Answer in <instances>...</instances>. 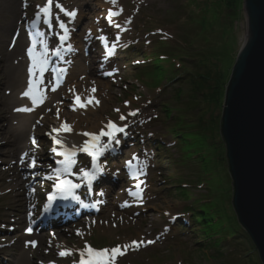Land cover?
I'll return each mask as SVG.
<instances>
[{"label":"rangeland","instance_id":"rangeland-1","mask_svg":"<svg viewBox=\"0 0 264 264\" xmlns=\"http://www.w3.org/2000/svg\"><path fill=\"white\" fill-rule=\"evenodd\" d=\"M13 1L0 0V53L19 27L28 38L37 29L47 31L49 36L53 31L58 35L62 33L59 25L64 23L76 46L80 44L79 38H84L86 47L90 45V53L81 62L87 84L99 90L98 98L102 100L94 113L102 117L104 124L110 119L124 128L116 136L119 143L113 141L107 147L94 184L92 200L99 197L104 200L102 197L106 194L109 196L107 204L102 201L101 212L64 225L62 232L55 231L54 237L49 233L46 244L37 249L42 255L38 264H68L74 257L71 250L76 246L83 251L86 244L91 247L93 244L98 247L130 244L142 231L146 234L142 240L145 245L127 251L126 261L135 264H181V261L186 264H262L258 251L253 255L248 253L254 244L244 235L237 234L226 242L221 256L211 248L200 250L199 239L203 234L199 225L193 221L181 223V216L189 209L192 198L207 196L211 204L204 207L218 209L226 220V228L244 231L236 221L233 179L221 133L224 99L219 106L216 101H209L199 111L189 84L199 67L211 70L213 82L228 80L246 41L248 25L243 3L54 0V5L60 3L67 11H75L76 16H68L53 6L51 18L41 13L37 19L38 6H44L46 0H15V7L21 9L19 16H13L10 11ZM81 12L85 15L80 16ZM82 27H87L86 31ZM85 46L80 52H84ZM172 51L182 62L174 60V63L170 57H154V53L170 55ZM149 57H154L153 62H149ZM3 58L0 54V82ZM184 73L188 77L179 78ZM179 88L183 90L181 94ZM60 92L65 95L60 98L61 103L47 109L42 107L40 115L33 116L37 129L28 138L32 152L23 165L7 151L10 147L6 143L7 124L0 118V264L19 261L14 254L15 244L18 237L25 236L28 227L26 222L19 223L20 210L27 213V207L16 201L15 193L21 189L11 190L18 185L24 187L22 177L12 173L13 165H19L16 169L28 184L30 197L35 191L34 201L40 200L43 186H47L54 168L57 169L55 161L59 156L53 151L57 146L54 129L58 127L60 116L68 117L73 111L71 95L65 94L66 90ZM166 108L171 109L170 115ZM136 110V116L129 115ZM48 111L52 112V117H44ZM121 115L126 119L121 120ZM174 127L181 133L176 137L177 145L169 143L174 140L171 133ZM80 128L88 131L89 126ZM157 141L165 143L164 146L158 147ZM78 160L83 164L89 162L83 154ZM33 161L35 166H32ZM13 174L19 183L11 181ZM179 180L183 185L187 181L194 184L189 190L183 189L191 199L179 195ZM199 183L205 185V189L199 188ZM133 192L140 195L133 196ZM207 230L215 233L213 227ZM57 238L60 244L56 243ZM50 241L57 245L51 246ZM61 252L70 254L61 256ZM211 256L214 258L209 260ZM26 257L31 260L30 253H26Z\"/></svg>","mask_w":264,"mask_h":264},{"label":"water","instance_id":"water-1","mask_svg":"<svg viewBox=\"0 0 264 264\" xmlns=\"http://www.w3.org/2000/svg\"><path fill=\"white\" fill-rule=\"evenodd\" d=\"M246 41L226 87L221 133L233 206L264 264V0H243Z\"/></svg>","mask_w":264,"mask_h":264},{"label":"bare ground","instance_id":"bare-ground-1","mask_svg":"<svg viewBox=\"0 0 264 264\" xmlns=\"http://www.w3.org/2000/svg\"><path fill=\"white\" fill-rule=\"evenodd\" d=\"M15 4L16 3H14V6H10V11L13 16H19L21 14V9H19V6L18 8L15 7ZM81 15L85 14L81 12L80 16ZM246 18L248 25V17ZM12 22H14V17ZM21 29L22 27H19L15 31L14 36L10 38L11 41L9 40V45L6 47L3 53H0L3 54L4 57L2 68L3 78L0 82V96L2 98V102L0 104V118L3 119L4 123L7 124V126H5V135L8 139L6 143L10 144V147L7 151L11 152L12 155H15L17 162H22L23 165L26 162L29 152L32 150V147L28 144V137L32 133L34 122L33 116L39 114L41 109L38 108L36 103L34 104L32 102V99L30 97H26L23 95V93L28 89L30 79L28 69L32 65V61L30 60L28 55L23 52V46L25 44H28L29 42L28 39L25 38L26 35L21 31ZM33 41L34 40L31 41V44H33ZM35 42L36 46L39 48V44L42 42H40L38 38L37 40H35ZM45 43L46 40L42 44ZM37 51L39 52L38 49ZM67 70L69 86H66L65 94H70L74 99V101L71 103L73 111L68 115V117L64 115L59 117L60 119L58 122V127L56 129H62V125L66 122L71 126L72 130L70 132H64L63 130L59 132L55 131L54 138L61 141V144H57V146L55 147V149L59 152H63L66 148L72 149L73 147H75L80 149L89 140V136L80 133V127L82 125L89 126L88 131L94 132V130H98L100 127H103L102 125L104 124L103 122H101L102 117L99 114L94 113V111L97 112L98 104H88L87 107L81 108L75 102L76 96H79L81 101L83 102L87 97L93 95L96 100H98L99 102L102 101L98 98L99 90L96 89L95 93H92V88H90V86H88L87 84H83L81 86V82L85 80V77L83 76L84 69L82 62L80 60H77L74 67L67 65ZM34 85L33 95L35 96L36 90L39 91L40 99L41 97H43L44 108H48V106L52 105L54 101H56L57 103L60 96L65 97V95H61L59 92L53 91L52 89L54 88L52 87V92L49 94L47 91L42 89V87H49L48 78H45L41 84L34 83ZM25 107L31 110L27 112L16 111V109L18 108ZM48 116L52 117V113H48ZM18 166V164L13 165L12 173L16 174L18 177L21 176L22 178H24L21 173L19 175L16 169ZM53 172L56 173L57 171L54 170ZM14 174L11 178V181L14 183H19L20 181ZM22 178V185L24 183V187L20 188V185H18L12 187L11 190L15 192L16 190H18V188L19 190L21 189L19 192L15 193V195H17L16 201L22 203L23 207H28L27 204L29 202L30 195L28 193V190L26 189L27 184ZM20 193H22L24 196H20ZM20 211L21 216L19 223H22L26 221L28 214H23V211ZM57 232H62V230H57ZM138 236L139 237H136V240L142 241L143 237H145L146 234H143L142 231ZM30 241H37L38 245L33 247L30 243H28ZM56 243L60 244L58 238L56 240ZM56 243H52V246L55 247L57 245ZM44 244L45 241L42 239V237L30 235L18 237V240L15 244L14 254L17 255L16 258L19 261L15 264H38L42 260V255L37 251V249H39V247L43 246ZM26 253H30L31 260H28V258L26 257Z\"/></svg>","mask_w":264,"mask_h":264},{"label":"snow or ice","instance_id":"snow-or-ice-1","mask_svg":"<svg viewBox=\"0 0 264 264\" xmlns=\"http://www.w3.org/2000/svg\"><path fill=\"white\" fill-rule=\"evenodd\" d=\"M113 3L116 2V0H112ZM26 6V5H25ZM55 6V8L59 9L61 12H65L66 15L75 17L76 12L75 11H67L62 4L60 3H55L54 5V0H46V3L44 6H38L39 7V12L36 14L37 19L40 18V14L42 13L45 18H51L52 17V8ZM60 28L64 30V34L59 36V39L61 42L65 41L68 36V29L64 25V23H60ZM35 47H36V42L33 41L32 47L28 48L27 50V55L32 61V65L29 67L28 72L30 75L29 79V84H28V89L23 93L24 96L30 97L32 99V102L35 104L37 103V98L33 95V89H34V81L32 77L35 76L36 73H39L41 76L43 73L46 71V66H47V57L45 53L48 50V46L45 43L44 44V49L45 53H41L39 56L35 55ZM71 46H69L70 48ZM56 54L59 55V49L56 50ZM55 91V89H53ZM96 89L92 88L91 92L95 93ZM40 102H43V97H41ZM76 104L81 107H87L88 104H98L99 101L95 99L94 95L87 97L83 102L81 101L79 96H76L75 98ZM31 109L29 108H18L16 111H23L27 112L30 111ZM116 111H119L117 109ZM137 111H132L129 113L131 116H136ZM121 120L126 119L125 116L121 115L120 117ZM106 128L108 129L107 131L101 130L99 134L95 133H84L86 136H91L92 137V143L86 142L82 148L79 149V151L85 152L88 155L92 157L93 161V168H95V161L97 158L103 154V148L100 146V140L101 137L107 136L109 138V142L111 141H116V143H119V141L116 139L117 133H121L124 131L123 127H118L115 123L109 121V123L106 125ZM63 130L64 132H70L71 126L67 124L66 122L62 125V129H54V131L59 132ZM33 143L35 141L33 140ZM56 144H61L60 140L55 141ZM108 145H105L104 147H107ZM55 151V149H53ZM61 156H64L65 159L64 161L61 162L62 167L56 169L57 172H66V173H71L73 166L76 164V160L74 157L76 156V148L73 147L72 149H65L63 152L58 153ZM135 159V157H134ZM129 165H131V161L128 162ZM32 166H35V161L32 162ZM80 173L87 179H91L90 173L86 171L85 169H80ZM51 179V177H49ZM57 192L65 194V198H67V195H70L72 193V190L77 187L76 184L72 183V181L68 180L67 178L61 179L58 181V183L55 185ZM137 188H139V185H137ZM133 196H139V192H133L131 193ZM54 197H50V199H53ZM75 198V197H74ZM28 232H31L32 229L29 228L27 229ZM79 234V233H78ZM30 243L33 247L36 246L35 241H30ZM145 242L144 241H132L130 244L126 245H117L113 248H104V249H95L91 247L90 245H85V249L80 252V261L79 264H116V261L118 257L124 256L127 251L132 249L133 247L139 248L141 245H143ZM147 243H153L152 241H148ZM70 253L68 252H61V256L69 255Z\"/></svg>","mask_w":264,"mask_h":264},{"label":"trees","instance_id":"trees-1","mask_svg":"<svg viewBox=\"0 0 264 264\" xmlns=\"http://www.w3.org/2000/svg\"><path fill=\"white\" fill-rule=\"evenodd\" d=\"M218 3H242V0H218ZM163 55V54H162ZM168 58L170 57L171 60L176 63L174 60L181 61L175 53L170 52V55L164 54ZM157 59H161V54H155ZM151 62H153V59H151ZM190 64L195 65L193 61H189ZM171 63V62H169ZM153 65V63H152ZM179 66L182 68L183 65ZM178 66V67H179ZM179 67V68H180ZM201 69V70H200ZM196 75L193 74V78H191L189 84L191 85L190 90L193 92V96H196V103L198 104L199 111L203 110L202 107L205 106L206 103L209 101H216L218 106L221 104V101L224 99V93H225V88L227 81H217L213 82V76L211 70H205L203 67H199V71ZM191 76V75H190ZM187 73H184L181 78H187ZM183 90L181 88L178 89V93L181 94ZM165 111L169 112L167 108ZM201 118V116H200ZM172 132L174 133V137L180 136L181 133L178 132V129L176 127L173 128ZM177 139V138H176ZM182 181H179V194L182 196L189 198V195L187 192L183 191L184 187L180 185ZM188 185H190L192 182L187 181L186 182ZM194 184H191L192 186ZM187 190V189H185ZM207 197H202L199 200H205ZM204 202V204H194L189 209L187 212L190 215V219L196 223L197 225L200 226V230L203 234V238L199 239L201 242V250L202 248H211L223 256V243L227 241V239H232L237 237L236 235H244L249 241L251 240L247 233H245L243 230L241 232H238L234 227L231 228H226V220L224 217H222L218 211V209L210 210L206 207L205 205L211 204V200L206 199L205 201H200ZM203 205V206H202ZM202 206V207H201ZM237 219V217H236ZM237 224L240 226L238 219L236 220ZM208 227H213L215 230V233H211L210 231L207 230ZM223 235H228L226 238H223ZM202 242H207V243H202ZM253 252H256V249L253 245V249L249 251V254H252ZM253 255V254H252ZM220 258V257H218ZM256 262V259H255ZM260 262H256V264H259Z\"/></svg>","mask_w":264,"mask_h":264}]
</instances>
